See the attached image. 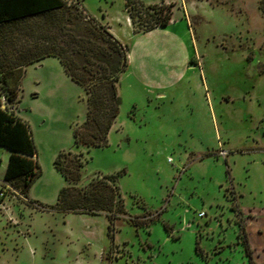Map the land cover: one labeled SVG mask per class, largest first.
I'll use <instances>...</instances> for the list:
<instances>
[{"label":"rangeland","instance_id":"obj_1","mask_svg":"<svg viewBox=\"0 0 264 264\" xmlns=\"http://www.w3.org/2000/svg\"><path fill=\"white\" fill-rule=\"evenodd\" d=\"M80 1L99 21L124 9L123 0ZM261 2L138 0L136 29L155 5L187 33L169 25L122 36L130 64L103 147L75 146L83 89L52 69L26 68L16 105L41 175L22 197L3 182L9 151L0 147V264H264ZM61 152H82L81 187L117 175L126 214L109 233L104 213L47 208L67 184L54 166Z\"/></svg>","mask_w":264,"mask_h":264},{"label":"trees","instance_id":"obj_2","mask_svg":"<svg viewBox=\"0 0 264 264\" xmlns=\"http://www.w3.org/2000/svg\"><path fill=\"white\" fill-rule=\"evenodd\" d=\"M124 1L135 34L167 26L171 20L169 9L163 14L162 8L153 5L148 7L153 10L149 21L136 29L138 0ZM260 10L264 13V2ZM46 57L57 58L85 93L86 117L74 130L78 150L106 146L121 104L119 80L128 65L126 46L89 15L80 0H0V147L9 151L3 182L24 198L41 169L30 128L12 109L25 68ZM54 166L67 184L59 189L55 204L47 208L62 214L104 213L109 233L115 221L126 214L117 175H111L109 181L92 179L79 186L82 152H61ZM128 221L135 226L140 223Z\"/></svg>","mask_w":264,"mask_h":264},{"label":"crops","instance_id":"obj_3","mask_svg":"<svg viewBox=\"0 0 264 264\" xmlns=\"http://www.w3.org/2000/svg\"><path fill=\"white\" fill-rule=\"evenodd\" d=\"M123 5H124V9H123V12H122V14H121V17H114V16H110L109 15V13L107 12V11H105V13L103 14V16H102V20L101 21H99L102 25H104V26H106V28H107V30L115 37V38H117L123 45H125L123 42H122V36H124V37H126L127 38V36H128V34H131V32L132 33H134V31H133V26H132V23H131V20H130V18H129V16H128V13H127V10H126V8H125V1L123 0ZM184 8H186V6H185V4H184ZM123 22V25H124V31H123V33H121V31L119 30V28H121V23ZM180 23H182V22H180ZM114 24H117V25H119L118 27H113L114 26ZM169 25H171V26H174V27H178V28H180L179 30L182 32L183 31V33H187V29L185 28V25L184 24H178V22L176 21V19L174 20L173 19V15H172V18H171V20H170V22L168 23V25L167 26H169ZM167 26H164V27H158V28H155V29H153V30H151V31H148V32H144V33H146V34H150V33H156V32H160V31H162L165 27H167ZM183 29V30H182ZM164 35L166 34V33H168L167 31H165L164 30ZM139 35H136V37H134V39L135 38H137V39H139L138 37H140V33H138ZM178 34V33H177ZM176 34V35H177ZM175 35V37H177V39H180V37H178V35L176 36ZM180 36V35H179ZM126 46V45H125ZM126 55H127V46H126ZM127 60H128V64H130L129 63V58H128V55H127ZM187 57H185V63H188V62H190V63H192V60L191 59H189V61L187 62ZM189 65V64H188ZM29 66H38V67H40V68H42V69H44V68H46L47 70H49V69H52V70H54V72L56 73V75L57 76H65L66 77V79H70V77L67 75V73L65 72V70H64V68H63V66L61 65V63H60V61L57 59V58H55V57H46V58H44V59H42L41 61H39L38 63H35V64H32V65H29ZM29 66H27V67H29ZM26 67V68H27ZM127 67H128V65H127ZM26 68H25V70H26ZM127 69V68H126ZM145 74V76L147 77V75H146V73H144ZM24 75V74H23ZM23 78V77H22ZM71 80V79H70ZM21 81H22V79H21ZM72 81V80H71ZM73 82V81H72ZM76 84V83H75ZM77 85V84H76ZM20 86H21V83H20ZM19 93H20V88H19ZM18 98H19V95H18ZM19 100L17 99V102H18ZM17 104V103H16ZM14 109H15V115L18 117V118H20L23 122H25L27 125H28V123H27V121H25L21 116V114L19 113V110H18V108H17V105H15V107H14ZM114 125V124H113ZM6 170V169H5Z\"/></svg>","mask_w":264,"mask_h":264},{"label":"built area","instance_id":"obj_4","mask_svg":"<svg viewBox=\"0 0 264 264\" xmlns=\"http://www.w3.org/2000/svg\"><path fill=\"white\" fill-rule=\"evenodd\" d=\"M2 102H4V99L2 98ZM263 132H264V125H263ZM200 215V214H199ZM201 215H203V213L201 214Z\"/></svg>","mask_w":264,"mask_h":264}]
</instances>
